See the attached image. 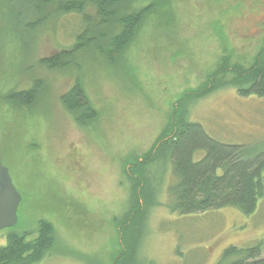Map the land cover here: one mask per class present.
<instances>
[{"label": "rangeland", "instance_id": "rangeland-1", "mask_svg": "<svg viewBox=\"0 0 264 264\" xmlns=\"http://www.w3.org/2000/svg\"><path fill=\"white\" fill-rule=\"evenodd\" d=\"M24 9L0 11L6 32L0 51V160L22 197L18 222L0 230V247L11 233L34 239L45 219L54 225L55 240L35 264H108L118 248L114 222L129 207L133 189L125 167L145 158L172 106L204 85L223 54L252 64L264 40V0H170L162 13L147 17L117 65L93 53L79 55V67L68 69H49L41 59L73 46L80 15H52L29 27L34 18ZM86 12L95 18L92 6ZM76 79L100 115L87 130L60 101ZM36 80L44 83L36 109L6 101L7 92L28 89ZM190 119L220 142L264 150V96L221 89L195 102ZM168 167L149 168L147 186L162 185V193L143 256L154 264H215L229 246L264 242V196L251 215L235 206L180 215L170 208V188L178 180Z\"/></svg>", "mask_w": 264, "mask_h": 264}, {"label": "trees", "instance_id": "trees-1", "mask_svg": "<svg viewBox=\"0 0 264 264\" xmlns=\"http://www.w3.org/2000/svg\"><path fill=\"white\" fill-rule=\"evenodd\" d=\"M168 2L170 0H0V11L4 6H9L13 12L25 8L26 15L34 18L33 23L27 24L29 27L52 15H80L82 28L73 46L41 59V64L49 69H68L79 67V55L93 53L107 65H117V59L135 41L147 17L162 13ZM88 6L94 8L95 18L86 12ZM2 17L0 15V23ZM5 34L0 24V51ZM43 84L36 80L28 89L9 91L6 101L26 111L36 109ZM229 87L235 88L241 96H264V40L249 67L223 54L204 85L183 93L172 106L167 124L145 158L133 159L131 166L125 167L123 174L132 180L133 189L129 192V207L115 219L118 248L108 264H154L142 251L150 232L152 210L159 205L162 193V185L151 189L147 186L149 168L155 164L169 165L168 170L178 180L170 188L173 195L170 208L180 215L225 206H235L247 215L257 210L264 196V150L254 152L241 145L220 142L200 123L190 119L195 102ZM60 101L82 129L87 130L99 119V111L79 79L60 96ZM197 154L201 156L198 158ZM54 237V225L45 219L39 221L38 235L34 239L11 233L7 245L0 247V264L40 262L53 246ZM263 245L260 241L244 247L229 246L215 264H264Z\"/></svg>", "mask_w": 264, "mask_h": 264}, {"label": "water", "instance_id": "water-1", "mask_svg": "<svg viewBox=\"0 0 264 264\" xmlns=\"http://www.w3.org/2000/svg\"><path fill=\"white\" fill-rule=\"evenodd\" d=\"M22 197L16 189L9 168L0 160V230L18 222V208Z\"/></svg>", "mask_w": 264, "mask_h": 264}]
</instances>
